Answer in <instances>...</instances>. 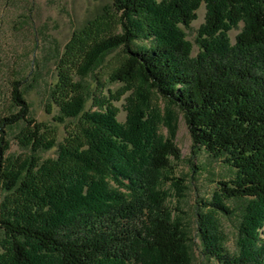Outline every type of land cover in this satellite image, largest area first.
Here are the masks:
<instances>
[{"label":"trees","instance_id":"trees-1","mask_svg":"<svg viewBox=\"0 0 264 264\" xmlns=\"http://www.w3.org/2000/svg\"><path fill=\"white\" fill-rule=\"evenodd\" d=\"M111 5L113 13L103 9L76 30L57 58L56 126L38 123L21 83L12 84V110L0 120V264H192L193 241L166 188L179 189L176 118L152 93L183 114L193 149L234 172L219 182L216 209L231 214L228 202H245L235 252L220 223L199 216L203 256L264 264V0ZM202 5L195 54L186 29ZM120 48L124 60L111 78L130 92L125 122L112 95L90 94L78 80ZM17 127L23 157L7 153V130ZM54 149L55 158L41 156Z\"/></svg>","mask_w":264,"mask_h":264},{"label":"rangeland","instance_id":"rangeland-1","mask_svg":"<svg viewBox=\"0 0 264 264\" xmlns=\"http://www.w3.org/2000/svg\"><path fill=\"white\" fill-rule=\"evenodd\" d=\"M112 0H0V120L11 113V92L14 82L21 83L31 116L38 122L56 126L54 116L57 108L51 103V89L57 80V58L70 42L73 33L103 13L112 12ZM198 18L190 29H186L188 40L198 51L196 39L205 22L206 8L202 5ZM116 25L110 31L116 33ZM239 30L230 33L235 42ZM124 60L123 50L117 49L100 59L83 80L90 94L98 92L112 97L109 99L121 111L119 120L126 121L125 99L130 95L128 86L113 81L111 76ZM151 99L159 109L170 110L176 118V143L181 150L182 160L177 163L173 177L178 188L167 185L170 192L169 206L175 215L188 227L193 241L192 264H216L202 254L199 235V216L211 215L228 236L227 248L236 251V238L245 202L232 201L228 206L231 214L216 209L215 195L220 189L219 182L228 181L234 172L221 160L210 156L205 150L193 149V142L183 114L169 106L155 93ZM105 100V98L103 99ZM92 102L88 104V108ZM20 128L7 130L5 139L9 143L8 156L23 157L29 151L23 149L17 135ZM60 140L64 137V126H60ZM161 132L170 135L164 126ZM1 135V133H0ZM56 150L42 153L45 159L55 158ZM212 212H215L213 215ZM264 235V234H263ZM264 238V237H263Z\"/></svg>","mask_w":264,"mask_h":264}]
</instances>
